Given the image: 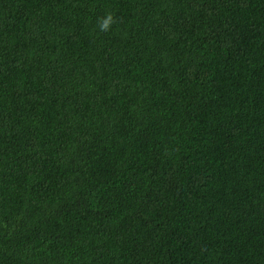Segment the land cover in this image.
<instances>
[{
    "label": "trees",
    "instance_id": "obj_1",
    "mask_svg": "<svg viewBox=\"0 0 264 264\" xmlns=\"http://www.w3.org/2000/svg\"><path fill=\"white\" fill-rule=\"evenodd\" d=\"M0 264H264V0H0Z\"/></svg>",
    "mask_w": 264,
    "mask_h": 264
},
{
    "label": "clouds",
    "instance_id": "obj_2",
    "mask_svg": "<svg viewBox=\"0 0 264 264\" xmlns=\"http://www.w3.org/2000/svg\"><path fill=\"white\" fill-rule=\"evenodd\" d=\"M110 21H111V17H109L107 20L104 21V24L102 27L106 29Z\"/></svg>",
    "mask_w": 264,
    "mask_h": 264
}]
</instances>
